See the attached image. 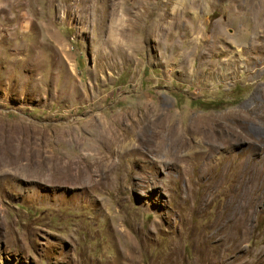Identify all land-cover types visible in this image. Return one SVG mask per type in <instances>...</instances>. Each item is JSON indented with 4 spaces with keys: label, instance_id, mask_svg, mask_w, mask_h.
Instances as JSON below:
<instances>
[{
    "label": "rangeland",
    "instance_id": "1",
    "mask_svg": "<svg viewBox=\"0 0 264 264\" xmlns=\"http://www.w3.org/2000/svg\"><path fill=\"white\" fill-rule=\"evenodd\" d=\"M142 1L0 0V264H264V0Z\"/></svg>",
    "mask_w": 264,
    "mask_h": 264
},
{
    "label": "bare ground",
    "instance_id": "2",
    "mask_svg": "<svg viewBox=\"0 0 264 264\" xmlns=\"http://www.w3.org/2000/svg\"><path fill=\"white\" fill-rule=\"evenodd\" d=\"M192 1V0H191ZM141 3H142V5H146V4H144V2L141 0ZM172 3H173V0H168L167 1V3L165 4V7L166 6H169V5H172ZM188 3L189 2H187V1H185V0H177L176 1V6L173 8L172 6V8L173 9H176V8H178V7H180V6H182V7H188V6H190V5H188ZM194 4V3H193ZM193 6V5H192ZM171 8V9H172ZM253 10V9H252ZM259 10V9H258ZM256 13V12H255ZM258 13H259V11H258ZM262 13V12H261ZM264 15V14H263ZM261 23H262V21H261ZM258 25V24H257ZM262 26V25H261ZM261 28V27H260ZM257 29V28H256ZM264 30V29H263ZM262 30V31H263ZM263 33H264V31H263ZM264 36V35H263ZM95 130L98 132V133H102V134H104L105 136H107L109 133H110V126H108V127H106V125H104V123H101L100 125H97L96 126V128H95Z\"/></svg>",
    "mask_w": 264,
    "mask_h": 264
},
{
    "label": "trees",
    "instance_id": "3",
    "mask_svg": "<svg viewBox=\"0 0 264 264\" xmlns=\"http://www.w3.org/2000/svg\"><path fill=\"white\" fill-rule=\"evenodd\" d=\"M200 104H202V106L204 107V108H210V106H212V105H210V103H200Z\"/></svg>",
    "mask_w": 264,
    "mask_h": 264
}]
</instances>
